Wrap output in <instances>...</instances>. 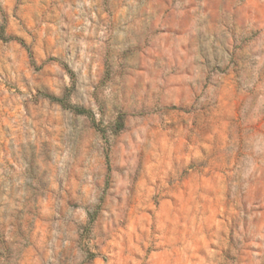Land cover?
Segmentation results:
<instances>
[{
	"label": "rangeland",
	"instance_id": "1",
	"mask_svg": "<svg viewBox=\"0 0 264 264\" xmlns=\"http://www.w3.org/2000/svg\"><path fill=\"white\" fill-rule=\"evenodd\" d=\"M261 12L0 0V264H264Z\"/></svg>",
	"mask_w": 264,
	"mask_h": 264
},
{
	"label": "clouds",
	"instance_id": "2",
	"mask_svg": "<svg viewBox=\"0 0 264 264\" xmlns=\"http://www.w3.org/2000/svg\"><path fill=\"white\" fill-rule=\"evenodd\" d=\"M245 6H247V3H246ZM260 8L262 10L260 18H261L262 21H264V0H260Z\"/></svg>",
	"mask_w": 264,
	"mask_h": 264
}]
</instances>
